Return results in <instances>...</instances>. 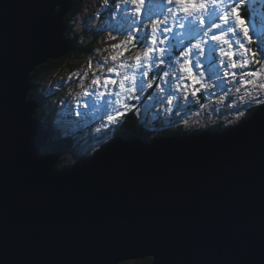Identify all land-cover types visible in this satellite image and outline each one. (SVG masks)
Masks as SVG:
<instances>
[{
    "label": "water",
    "instance_id": "95a60500",
    "mask_svg": "<svg viewBox=\"0 0 264 264\" xmlns=\"http://www.w3.org/2000/svg\"><path fill=\"white\" fill-rule=\"evenodd\" d=\"M71 0H0V264H264V104L222 133L120 139L58 169L26 100Z\"/></svg>",
    "mask_w": 264,
    "mask_h": 264
},
{
    "label": "rangeland",
    "instance_id": "374dc122",
    "mask_svg": "<svg viewBox=\"0 0 264 264\" xmlns=\"http://www.w3.org/2000/svg\"><path fill=\"white\" fill-rule=\"evenodd\" d=\"M119 2L120 0H108V3L105 4L104 0H84L83 8L72 17L70 22V35L77 34L80 37V42L83 44L92 42L93 51L80 56L78 59H68L65 62L71 64L73 66L72 68L63 67L53 69L46 74V77L44 76L40 80V90L37 92L40 94L39 96H42V98L48 96L47 100H50L54 95V99H51L43 106L44 117H48L49 122L53 123L54 129L57 131V136H73V148L62 153L61 157L64 158L62 159V163H66L65 165L70 163L74 164L75 159L79 156L91 155L102 144L106 143V140H109L107 132L114 136L116 135L114 133H116L117 124L121 123L122 120L124 121L128 116L136 115L137 121L144 128L156 134L170 129H182V131H195L211 127L218 129L215 127L216 125L228 127L237 124L247 117L246 113L251 108L260 107L264 104V91L258 92L253 85L247 86L248 90L253 96L257 97L259 102H242L240 97L246 95V93L245 87H242L238 83L239 77L236 80H233L231 77H223L222 70L221 76L223 77V83L219 87L210 89L208 93H198V101L190 96L187 99L183 97L184 100H187L186 104H189L188 106L191 104L194 105L193 110L192 108H176L175 103L172 105L167 103V98L169 97L162 98L175 91L176 79L170 75L168 78L170 82L166 83L164 80L159 79L162 72H156L155 69L149 72L148 77L143 78L145 80L144 89L138 90L135 93V95L140 97L138 100H125L121 98L120 103H117L118 98L113 95L98 98L95 94V89L92 88H88L89 95H85V89L91 83L93 73L100 75L102 71L100 64H104V57L114 54L111 45L120 43V41L126 38V32H118L117 30L127 29L130 25L135 27L132 20L125 18L131 15V8L133 6L131 4H120V7L117 8L116 5ZM170 6L165 5V11ZM225 6L226 8L229 7L227 3ZM248 9L251 13L248 19L251 20L252 17L256 19L255 23L249 24L250 29L264 33V4L259 3V0H256V2L248 0ZM241 14L243 15V12ZM155 18L153 16V19ZM169 26L172 25L170 24ZM141 27H146L150 31L151 22L143 21ZM174 31L179 33L181 30L174 28ZM109 35L115 36L116 39H109ZM231 38L234 42L237 37ZM240 39L243 41L242 37ZM192 42L195 43V40ZM185 44H187V41H185ZM233 46L236 47L234 43ZM127 47L129 49L128 51H125L124 48L116 50L124 52V55L120 59H129L143 50V45L138 43L135 47L131 45ZM164 47H167V42ZM182 47L176 49L177 56L182 50ZM224 47L227 48V46ZM251 48L256 50L255 42L251 44ZM205 50H207V46H205ZM215 55L217 57V64H219V59L222 58L220 57L219 46L217 47ZM165 59L166 64L160 65V67L163 70H169L167 57ZM90 60L92 61L91 69L88 68ZM174 60L175 57H173ZM203 62V58H201L202 65ZM111 66V61L104 64V76L118 79L115 73L106 72L107 67ZM179 67L180 65L177 63L172 70L178 72ZM255 67L258 66L250 65L248 69H236L235 71L255 70ZM85 72L88 73L87 76H85ZM193 73L198 74L194 64ZM154 75L156 79L152 82V87L149 88L147 87V81L152 80ZM212 83H216V81L213 80ZM160 88L165 89V91L161 92L159 90ZM237 88L240 89L239 92L236 91ZM100 91L105 90L101 88ZM108 91L114 92L119 91V89L114 86H109ZM159 95L162 97L158 98ZM180 95L184 96L185 94ZM122 103L135 105V107L130 110H124L121 107ZM117 110L124 112V115L119 117L116 122L109 123L108 115H114ZM237 110L243 113L239 119H236L238 115ZM156 113L159 117H156ZM71 117H75L77 120L66 124L64 120L70 119ZM105 133L107 137L104 135ZM134 137L142 138L144 141L152 140L145 139L141 131L132 134L127 140ZM58 166L62 167L61 161Z\"/></svg>",
    "mask_w": 264,
    "mask_h": 264
},
{
    "label": "snow or ice",
    "instance_id": "6c2138e0",
    "mask_svg": "<svg viewBox=\"0 0 264 264\" xmlns=\"http://www.w3.org/2000/svg\"><path fill=\"white\" fill-rule=\"evenodd\" d=\"M104 3L107 4L108 0H104ZM226 3L229 6L227 8ZM259 3L264 4V0H259ZM120 4L133 6L131 15L125 18L132 20L135 27L130 25L127 29H118V32L127 33L126 38L120 43L112 44L111 49L114 54L104 57V64L108 61L112 62V66L107 67L106 72L115 73L118 79L104 76V64H100L102 71L100 75L93 73V79L85 89V95H89L87 89L92 88L95 89L98 98L113 95L118 98L117 103H120L121 98L138 100L140 97L135 93L144 89L143 78L148 77L149 72L155 69L156 72H162L159 79L166 83L170 82L168 79L170 75L176 79L173 97L167 98L169 105L173 104L176 93L185 94V99L190 96L198 101V93H208L210 89L219 87L223 83V77H231L233 80L239 77L238 83L245 87L246 93L240 97L242 102H259L247 86L253 85L258 92L264 91V33L253 31L249 27V24L255 23L256 19L255 17L248 19L251 16L248 0H147V3L146 0H120L116 7L119 8ZM165 5L171 6L165 11ZM153 16L156 18L153 19ZM143 21L151 22L150 31L146 27H141ZM170 24L172 26H169ZM174 28L181 31L177 33ZM231 37L237 38L233 42ZM108 38L116 39L112 35ZM193 40L195 43L192 42ZM166 42L167 47H164ZM254 42L256 50L251 48ZM137 43L143 45L141 52L129 59H120L124 52L116 50L124 48L128 51V45L135 47ZM218 46L222 57L219 59V64L215 55ZM181 47L182 50L177 56L176 49ZM165 57L169 70L160 67L166 64ZM173 57H175L174 61ZM201 58L204 61L203 65ZM177 63L180 65L178 72L172 70ZM193 64L198 74L193 73ZM250 65L258 67H255V70L235 71L248 69ZM88 68H92L91 60ZM87 74L85 72V76ZM155 79L154 75L152 80H148L147 87H152ZM213 80L216 83H212ZM109 86H114L119 91H108ZM101 88L105 91H100ZM159 90L165 91L163 88ZM236 91L239 92L240 89L237 88ZM179 106L177 104V107ZM121 107L130 110L135 105L122 103ZM237 111L236 119H239L243 113ZM123 115L124 112L117 110L114 115H108V121L116 122Z\"/></svg>",
    "mask_w": 264,
    "mask_h": 264
},
{
    "label": "trees",
    "instance_id": "16d2710c",
    "mask_svg": "<svg viewBox=\"0 0 264 264\" xmlns=\"http://www.w3.org/2000/svg\"><path fill=\"white\" fill-rule=\"evenodd\" d=\"M84 6V0H71V7L69 8V11L65 17V23H66V31L64 34V37L69 40L71 42V49L70 51L64 55L63 57H61L58 60L55 61H48L46 63L41 64L39 67H37L33 72H32V80L31 82L34 84L33 89L30 90V93L28 94V97L30 99H35L38 100L40 102V106L35 110L34 113V117L41 119H44V124L45 127L49 130L50 132V137L47 141V144L42 148V152L44 153L45 151H56L59 150L61 148H63L64 150H69L70 148H72L73 146V139L69 138V137H62L60 139H56V130L54 128L51 127V124L49 122V118L45 116L44 118V113L42 111V107L44 106V104L46 103L47 98L45 96V98H40V94H38V90H40V84L42 78L45 76L46 74L53 70V69H58V68H63V67H68V68H72L73 66L71 64H67L68 59H78L80 56L82 55H86L89 54L93 51V44L91 43H86L83 44L82 42H80V37L75 34L73 36L70 35V25H71V20L72 17L77 14ZM258 107H253L251 108L247 113H246V118H248ZM189 109V108H187ZM193 110V108H192ZM136 115H132V116H128L126 117L127 119L124 121H121V125L116 127V135L117 134H121L123 136H125L126 138H129L132 136V134L134 133H138L139 131H141V133H143V137L145 139H153L159 136H163V135H172L175 133H192V132H201L204 131L206 129H199V130H195V131H182V129H170L168 131H163L162 133H152L150 130H148L147 128H144L138 121H137V116ZM216 126H221V125H216ZM223 127V126H222ZM211 129H214V127H211ZM133 130V131H132ZM115 135V136H116ZM64 159L63 157H61V162H63ZM66 163H61V166H64ZM60 167V166H59ZM152 259L150 257H146L144 259H134V260H130V261H124L122 263L119 264H151Z\"/></svg>",
    "mask_w": 264,
    "mask_h": 264
},
{
    "label": "clouds",
    "instance_id": "9594fccd",
    "mask_svg": "<svg viewBox=\"0 0 264 264\" xmlns=\"http://www.w3.org/2000/svg\"><path fill=\"white\" fill-rule=\"evenodd\" d=\"M66 17V16H65ZM65 34V33H64ZM64 37V36H63ZM65 38V37H64ZM66 39V38H65ZM31 75V74H30ZM31 80H32V75H31ZM32 83V82H31ZM33 87H34V84L32 83V87L30 88V90L31 89H33ZM30 90L27 92V95H26V100L28 101V100H34V101H36L37 103H38V107L40 106V102L38 101V100H35V99H30L29 97H28V94L30 93ZM173 94H174V92L173 93H171V94H167V95H165L164 97H162L161 95H159L158 96V98L159 97H162L163 99H165V98H167V97H173ZM184 96H181L180 94H178V93H176V98H174L173 99V104L175 103V105H176V108H181V109H187V108H193L194 107V105H190V106H188L189 104H186L187 103V100H184V98H183ZM41 98V97H40ZM45 98V97H44ZM46 98H48V96H46ZM51 99H54V95L51 97ZM50 99V100H51ZM50 100H48V101H46V103L44 104V105H46L47 104V102H49ZM177 104H179L180 106L179 107H177ZM262 106V105H261ZM37 107V108H38ZM36 108V109H37ZM35 109V110H36ZM42 109H43V107H42ZM176 110V109H175ZM43 111V110H42ZM34 113H35V111H34ZM34 113H33V118H35V119H38L40 122H41V124H42V127L44 128V129H46L47 131H48V136H47V139H46V143H45V145L47 144V141H48V139H49V137H50V132H49V130L45 127V124L43 123L44 122V119H39V118H36V117H34ZM44 113V112H43ZM158 113V112H157ZM157 113H156V117H159V115H157ZM45 118V117H44ZM127 118H125V120H126ZM74 120H77V119H75V117H71L70 119H65L64 121H65V123L66 124H70L72 121H74ZM50 124H51V127L52 128H54V125H53V123L52 122H50ZM107 134H108V141L106 140V143H104V144H102L98 149H96L91 155H81V156H79L78 158H76L75 160V163L77 162V161H79V160H81V159H84V158H88V157H92L98 150H100L103 146H105L109 141H111L115 136L113 135V134H109L108 132H107ZM107 134L105 133L104 135L107 137ZM114 134H116V133H114ZM94 135V134H93ZM109 135H111V136H109ZM62 137H69V138H72L73 139V136H67V135H63ZM62 137H59V136H57V131H56V139H60V138H62ZM128 138H126V137H124L123 138V140H127ZM90 140V139H89ZM44 145V146H45ZM73 145H74V141H73ZM43 146V147H44ZM42 147V148H43ZM72 148H73V146H72ZM72 148H70L69 150H71ZM62 149V152L61 153H65L66 151H69V150H64L63 148H61ZM60 150V149H59ZM58 150H56V151H45L44 153L42 152V149H41V152H40V154L41 155H43V154H46L47 152H57ZM62 155V154H61ZM60 161H61V157L59 158V161H58V163H57V168L58 169H62V168H64V167H66V166H72L73 164L72 163H70V164H67V165H64V166H62V167H59L58 166V164L60 163ZM62 163V162H61ZM74 163V164H75ZM149 257V256H148ZM151 258V257H150ZM152 259V258H151ZM132 260V259H131ZM126 261H129V260H126ZM124 262V261H123ZM122 263V262H121ZM152 263V262H151ZM119 264V263H118Z\"/></svg>",
    "mask_w": 264,
    "mask_h": 264
},
{
    "label": "bare ground",
    "instance_id": "6f19581e",
    "mask_svg": "<svg viewBox=\"0 0 264 264\" xmlns=\"http://www.w3.org/2000/svg\"><path fill=\"white\" fill-rule=\"evenodd\" d=\"M43 63H46V62H43ZM43 63H41V64H43ZM41 64L36 65L35 68L38 67V66H40ZM35 68H34L32 71H34ZM122 109H123V108H122ZM258 109H259V107H258L256 110H258ZM256 110H255V111H256ZM255 111H254V112H255ZM254 112H253V113H254ZM253 113H252V114H253ZM252 114H251V115H252ZM251 115H250V116H251ZM250 116H249L248 118H244V119H242V120H241L240 122H238L237 124H234V125H231V126H228V127L225 126L226 128H225L223 125H221V126H215V127H217L218 129L207 128L206 130H207L209 133H222V132L226 131L227 129L231 128V127L237 126V125L240 124L241 122L247 121V120L250 118ZM129 117H130V116H129ZM119 125H121V124L118 123L117 126H119ZM117 126H116V127H117ZM222 126H223V127H222ZM201 132H202V131H201ZM201 132H192V133H197V134H199V133H201ZM192 133H186V134H185V133L182 132V133H180V135H181V136H186V135H189V134H192ZM177 134H178V133H175V134H172V135H166V136H165V135H163V136H159V137L153 138L151 141H144V140L141 138V141H142L143 143H151L152 141H154V140L157 139V138H161V137H164V136H165V137H170V136L177 135ZM118 135H119V134H118ZM123 138H124V137L120 134V139L123 140ZM146 257H148V256H143V258H141V259H144V258H146ZM149 257H150V256H149ZM138 259H140V258H138Z\"/></svg>",
    "mask_w": 264,
    "mask_h": 264
}]
</instances>
